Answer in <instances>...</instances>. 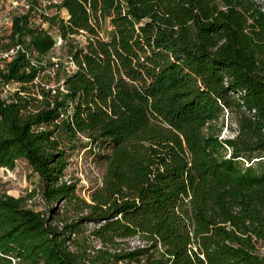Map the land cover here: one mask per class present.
Masks as SVG:
<instances>
[{
    "label": "trees",
    "instance_id": "1",
    "mask_svg": "<svg viewBox=\"0 0 264 264\" xmlns=\"http://www.w3.org/2000/svg\"><path fill=\"white\" fill-rule=\"evenodd\" d=\"M61 6L69 18L54 15L50 23L78 66L65 77L66 92L33 82L43 67L31 56L45 58L51 35L25 17L13 20L9 34L8 45L22 43L29 54L17 53L3 75L20 85L8 99L0 96V167L24 159L48 206L41 214L24 197L0 193V264H264L261 5ZM80 29L84 41L70 37ZM68 104L71 120L55 123ZM225 109L234 114V134L220 137ZM81 138L87 142L78 144ZM86 147L104 164L89 200L75 182L58 183L73 150ZM90 222L99 223L92 233L105 244L136 234L153 243L88 256Z\"/></svg>",
    "mask_w": 264,
    "mask_h": 264
},
{
    "label": "built area",
    "instance_id": "2",
    "mask_svg": "<svg viewBox=\"0 0 264 264\" xmlns=\"http://www.w3.org/2000/svg\"><path fill=\"white\" fill-rule=\"evenodd\" d=\"M62 0H17V5L19 9H24L26 12L19 16L20 18L25 17L27 25L38 29L43 30L47 32L51 37L53 38V46L45 56V58L38 61L36 57L31 56V64L37 67H43L40 69V71L37 73V75L34 77L33 82L36 84H41L45 88L50 89L51 93H56V91L66 92L65 86H64V78H62L61 81H59L56 84H47L43 83L39 80L40 75L43 72H47L49 76L55 78L59 71L65 72V77L74 73L78 66L76 62L74 61L72 55L70 53H66L60 55L58 52H54L61 49L62 47H65V40L61 37L59 34L56 26L51 25L50 18L56 14H59V17L63 19H68L69 14L67 10L61 6ZM27 12H29L27 14ZM15 8H12V5L8 6L6 8V11L3 12V15L0 16V27L6 26L9 27L11 30V26L13 24V20L15 17ZM102 32H99V35L102 36ZM75 36H79V40L84 41L86 38V31L80 29L78 34H71L70 37L75 38ZM89 38V34H88ZM76 39V38H75ZM78 40V39H77ZM53 52V55H50V52ZM24 52L26 56H28L29 52L28 49L24 46L22 43H16L12 45H7L5 49H0V68L3 67L4 63L9 62L14 56L19 53ZM48 59V64H43L44 59ZM47 65V67H46ZM18 85H20L19 82ZM19 88H15L14 91L18 90ZM6 88H3V91H5ZM10 97V96H9ZM254 111V110H252ZM71 113H72V105L68 104L67 107L64 109H61L58 113V116L54 120L55 123H59L62 120H71ZM41 128V127H40ZM88 149V147L81 149L82 151L79 154V160L78 158L75 160V163H72V158H70L68 164L66 165L65 169L63 170V173L58 178V183H66L70 184L72 182H75L77 189L80 183L84 184L83 193L88 188V179H86V172L88 171V163H85L86 160H81V155L84 150ZM78 160V163H77ZM78 164L79 171H74L75 164ZM97 184L99 185L101 183V177L97 178ZM41 196V194H40ZM86 200H88L87 197H84ZM43 208L39 210L38 212H41L43 214L47 208V204L42 198ZM26 206L28 207V204L26 203ZM98 224L95 223H88L87 229L85 230L86 236H88V256H93L94 253L99 249H107L109 252H126V251H132L135 249H147L150 248L151 244L153 243L152 240H148L146 238H143L139 234L129 236L126 238H117L115 240L114 244H105L100 239H98L96 236L93 235L92 230L96 227H98ZM75 234H71V238H74ZM71 249H73V246L71 243L68 244ZM157 247L160 250L162 249V246L159 242H157ZM192 250L197 251V247L195 244L190 245ZM200 257H203L202 254H199ZM167 264H170L168 262Z\"/></svg>",
    "mask_w": 264,
    "mask_h": 264
},
{
    "label": "rangeland",
    "instance_id": "3",
    "mask_svg": "<svg viewBox=\"0 0 264 264\" xmlns=\"http://www.w3.org/2000/svg\"><path fill=\"white\" fill-rule=\"evenodd\" d=\"M257 3L261 5L264 9V0H255ZM12 5V8H15V18H20L19 16L23 15L26 11L24 9H19L17 5V0H0V16L3 15V12L6 11L8 6ZM220 5V4H219ZM29 12H27L28 14ZM59 15V14H56ZM11 30L9 27L1 26L0 27V49H5L9 44V34ZM76 39L79 40V36H75ZM58 52L60 55L65 54L66 47L59 48L58 50L54 51ZM67 53V52H66ZM53 52H50L51 56ZM36 56V52L33 53V57ZM48 59L43 60V64H48ZM8 66V62L4 63L3 67L0 68V96L2 99H8L9 96L14 92L15 88L19 87L16 80L7 79L3 75L6 73V69ZM47 67V65H46ZM65 72L59 71L55 78L49 76L47 72H43L39 80L43 83L47 84H56L65 79ZM3 88H6L3 91ZM233 120L234 114L228 112L226 109L224 110V115L222 117L223 127L220 132V137H229L234 134V131L231 130V126L233 127ZM59 129V128H58ZM87 139L81 138L78 142L85 143ZM82 150L74 149L72 152V163H75V160L79 157V154ZM105 152V151H103ZM102 154V153H101ZM228 155V154H227ZM81 160H86L85 163H88V171L86 172V179H88V188L84 191V184L80 183L77 189V192L80 196L87 197L89 200V192L91 187H95L97 184V178L102 176L104 171V164L100 161L98 157H96L93 153V150L86 149L83 151L81 155ZM70 160V159H69ZM79 160V158H78ZM77 160V163H78ZM75 164L74 171H79L78 164ZM246 164V163H245ZM7 192L8 194L18 198L24 197L25 202L28 204V208L39 211L43 208L42 199L40 196V178L39 176L32 171L31 167L27 164L24 159H18L15 161L13 167L11 168H4L0 167V193Z\"/></svg>",
    "mask_w": 264,
    "mask_h": 264
}]
</instances>
